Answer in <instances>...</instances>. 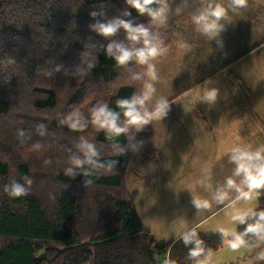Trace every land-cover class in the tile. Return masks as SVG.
I'll return each mask as SVG.
<instances>
[{
    "label": "trees",
    "instance_id": "trees-1",
    "mask_svg": "<svg viewBox=\"0 0 264 264\" xmlns=\"http://www.w3.org/2000/svg\"><path fill=\"white\" fill-rule=\"evenodd\" d=\"M129 7L125 0H0V85L3 86L0 92V117L11 114L16 94L25 92L23 86L30 90L25 96L33 92L30 106L55 109L61 102L66 103L70 99L69 88L76 83L79 92L81 90L79 96L89 102H78L74 106L73 101L67 108H73L88 120L87 127L83 128L88 135L80 137L93 142L99 152L97 165L83 166L87 168L86 172L83 168L76 169L73 176L65 173L71 156L68 162H61L62 151L55 150L52 155L47 153L53 158L57 169L64 166L61 171H50L49 174L43 171L45 164L40 155L41 163L35 167L40 168L39 173H33L31 159L18 160L10 165L0 156V179L4 181H0V264H165L166 260L169 264H182L183 261L197 258L189 255L192 245H185L181 237L173 243L170 251L169 244L157 245L140 222L134 201L126 192L125 182L132 168L128 161L132 150L129 136H132L133 129L128 134L109 137L105 130L91 123V109L97 102L107 101L111 108L119 111L117 99L131 97L138 92L139 82L131 79V74L142 71V65L135 61L129 62V66L118 65L103 50L107 40L89 28L95 20L120 15ZM92 11L103 12V16L92 17ZM131 11L135 22H148L146 16L139 15L135 9ZM152 27L156 30V25ZM112 39L126 40L124 30L121 29ZM61 52H67L65 61L73 71H64L65 64H61L59 71L53 69L55 64L51 61ZM47 60H50L49 64ZM88 64L93 67L86 74L78 71L77 66L87 68ZM89 81H94L97 86L104 85L105 93L102 91L101 95H96L94 90L84 93L85 84ZM95 90L100 91L96 87ZM20 126L17 121L11 124L14 131H21ZM2 128H6L5 124ZM74 129L68 130L67 135L71 133L70 137L78 145L81 138L76 140L78 133ZM4 132L0 133V155H11L13 152L4 150L10 143ZM57 139L60 140L54 137L48 143L52 146V141L56 144ZM37 145L28 144L33 150L38 148ZM9 146L14 149L15 144ZM42 146L43 152L47 151ZM121 148L125 151L120 152ZM28 150H24L26 156L34 158ZM79 154L77 147L72 155ZM9 175L18 181L25 176L54 180L62 187L47 200L30 188L27 195L12 197L5 191V185L15 179H4ZM76 185L89 189L94 198L98 197L96 204L92 205L102 204L95 213L98 223H94L93 214L88 217L94 225V228L88 229L92 230L80 231L76 227L77 221L82 220ZM121 187L125 188V194L117 195L115 191H120ZM258 191L260 195L256 210L264 209V189ZM102 209L108 220L100 223V218L104 216ZM253 219L250 218L248 222H253ZM245 227L238 224L236 229L243 232ZM197 232L204 242V252L200 256L216 250L224 242L219 231ZM244 239L246 245H254L256 239L262 241L260 247L264 251V234L247 233Z\"/></svg>",
    "mask_w": 264,
    "mask_h": 264
},
{
    "label": "crops",
    "instance_id": "crops-1",
    "mask_svg": "<svg viewBox=\"0 0 264 264\" xmlns=\"http://www.w3.org/2000/svg\"><path fill=\"white\" fill-rule=\"evenodd\" d=\"M169 1L171 2L167 19L176 16L181 19L183 15H186L184 29L186 25L197 27L189 12L194 13L209 2H216V0ZM229 1L232 7H226ZM220 2L228 9V19L224 21L226 26L230 18H234L236 8L240 11H248V13L241 12V20L254 19L259 22L260 26L256 25L257 30L253 35L241 32L240 37L230 36L225 30L223 31L226 33H220V38L226 40L224 45L235 39V46L230 50L223 49V46L221 50L228 58L227 54L236 55L234 62L239 67L237 71L231 70V66H227L228 68L222 71L226 68L222 64L220 67L212 64L209 72L199 66L196 67V75L205 73L202 75L204 78L199 80L195 87V91H198L195 100L201 104L200 111L204 112L203 114L198 112L199 116L195 119L189 115H186L184 119L179 117L180 120L175 124L170 119V115L174 108L176 109V106L181 104L180 101H175V104L171 103L172 107L167 114L169 118H160L161 120L155 123L160 124L159 127L163 129L161 132L164 133V140L157 132L153 135L150 133V136L147 135L148 139H155L154 142L150 140L152 144L156 142L161 144L164 141L166 146H170L171 152L167 150L168 152L164 154L175 160L170 159L168 166L166 164L159 170V176L152 184L146 182L135 189L137 191V197L134 198L135 210L138 212L140 222L152 233L157 244H168L193 227L202 233L221 232V228L237 231L238 224L231 219L232 215L249 207L258 208V197L242 198L239 200L243 201L242 204L235 205L239 196L235 188L228 189L229 196L222 202L213 200V195L219 187L224 185L226 178L233 175L235 164L230 156L234 147L243 145L255 149L264 146V0H243L242 3L240 0H220ZM187 26L186 34H188L189 44L191 45V41L196 43L195 46L191 45L189 48L195 59L198 48L201 45L208 48V45L195 40V33L188 31ZM235 33L237 34V31ZM209 78L214 86L220 88V96L213 105L201 99L204 92L203 83ZM256 84L263 86L259 92L251 88ZM175 114L176 111L172 115L174 121ZM178 124L183 126L179 127ZM191 129H193L192 134L189 133ZM195 130H199L198 133ZM182 136L184 141L180 139ZM198 136L202 138L203 145L206 143L209 145L181 148L185 143L190 141L193 143ZM159 151L162 152V150ZM179 156L182 158L177 160ZM235 179L239 183L240 177H235ZM193 195L200 199H208L210 206L196 208L192 203ZM226 209L228 211L225 216L220 214ZM230 238V235L223 237V241ZM228 247L223 242L214 251ZM200 261L204 264H224L229 263L231 259L226 256L225 259H215L211 262L206 259ZM233 262L235 264V260Z\"/></svg>",
    "mask_w": 264,
    "mask_h": 264
},
{
    "label": "rangeland",
    "instance_id": "rangeland-1",
    "mask_svg": "<svg viewBox=\"0 0 264 264\" xmlns=\"http://www.w3.org/2000/svg\"><path fill=\"white\" fill-rule=\"evenodd\" d=\"M167 2L169 4L171 1L167 0ZM232 6L233 5L231 4V1H229V3H227L226 5V7H232ZM241 12L248 13L247 10L240 11L236 8L234 18L232 17L230 18L227 26L224 29L228 33H226L225 31H222V32L230 36L238 35V37L242 35L240 34L241 32H243V34L244 33L250 34V35L254 34V32L257 30L256 25L258 24L260 26L259 22L254 19H251L249 21L241 20L240 19ZM189 15L192 16L193 11L189 12ZM185 18H186V15H183L181 19L177 18L176 16V17H172V19H167L166 23L162 25H156V31L158 32L162 40L161 46L164 49V51H162L159 55H157L151 60V63L155 65L157 79L152 80L150 76L144 77V79L150 80L151 83L154 84L155 89H156L155 93L153 94L152 100L150 101V104L154 103L155 100L160 96L166 97L170 101V103L175 104V101L181 102L180 105L176 106V109L174 108L173 113L170 115V119H172V121L175 124L178 123V121L180 120L179 117L184 119L186 115L187 116L189 115L192 119H195V117H198L199 114L204 113L200 111L201 104L197 103V101L195 100L196 95L198 94V91H195V87L197 86L196 84L198 83L199 80L204 78L202 77V75L205 74V73H202L200 75H196L197 66H199L202 69H205L207 72L211 71L212 64H216L215 67H220V64L225 66L226 68H223L222 71H225L228 68L227 66H231V70H234V71H237L239 68L236 65L237 63L234 62V58L236 57V55L227 54L230 58L229 59L225 55V52L221 50L222 46H223L222 47L223 49L230 50L231 47L235 46V43H234L235 39L231 40V38H229V40L231 41H228V43L224 45L226 40L220 38L223 43L222 45H218L215 40L214 41L210 40L206 35L201 33L198 30V28L195 27V25H190L191 27H188L186 25L188 31L195 33V40H198L208 45V48L206 46L201 45L198 48V51H196V54H195L196 58L194 59L189 48L191 47V45L195 46L196 43L190 40L191 45L189 44L188 34H186L187 32L186 26L184 29V24H185L184 19ZM235 31H237V34L235 33ZM83 32L85 36V31ZM67 56H68L67 52L65 53L61 52L57 56H54L51 61L52 63L55 64L53 69H55L56 65L58 64L60 65L65 64L64 71H68L67 69H69L70 71H73L71 70L72 69L71 66L69 67V65L65 61V58ZM49 61L50 60H47L46 63H48ZM146 67H147L146 65H142L141 70L145 69ZM117 81L118 82L120 81L119 78ZM137 82H139V85H138V91H139L144 85V80H138ZM94 83H95L94 81L93 82L89 81L87 84H85L87 85V87L85 91L83 90L84 93L86 92L89 93L91 90H94V93L96 95L98 94L101 95L102 91L104 94L105 89H106L104 85L101 84L102 86L101 87V86L95 85ZM1 87L3 86L0 85V89H1L0 92L3 91V88ZM77 87L78 85H76V83H75V86H70L69 92L72 96H70V99H68L66 103L61 102L58 105V107L55 109H39V108H35L33 105L31 106L29 105V100L33 92H31V94H28V96H25L24 94H26V92L28 93V91L30 90L28 89L29 87L23 86L22 90H25V92L22 94L18 92L16 94L14 103L12 102L13 108H12L11 114L7 117L5 116L0 117V127L2 128L4 124L6 126L5 129L4 128L1 129L0 133L2 134V131L3 132L5 131L4 134H7V137L10 140V143H8L7 145L8 147H6L4 150H6L7 152H9L10 150V152H13L11 155H6L4 153L1 154L0 155L1 159L4 158L8 160L10 162V165L15 164L18 160L27 161L31 159L33 173L40 172V168L38 170L35 167H36V164L38 165V163H41L40 162L41 158H42V162L45 164V168L43 169V171L46 174H49L50 171L52 173H55L57 170L62 169V167L64 166H61L60 168L57 169L56 165L54 164L53 162L54 160L53 158H51L52 152H54L55 150L60 151V152L62 151L61 155H63V159H61L62 160L61 162L64 163L65 161L66 162L69 161V156H73L72 155L73 150L77 148V144L74 142L73 137H70L71 133L67 135L68 134L67 131L68 130L71 131V128H72L70 126V122H68L67 120V117L70 113L75 111L73 108H67V105H70V102H73V101H75L73 103L74 106H76L78 102L80 104L89 102V100H84L83 96L82 97L79 96L81 95L80 94L81 90L79 92ZM95 87L99 89L100 91H96ZM262 87H263L262 85L258 86L257 84L251 86V88L254 89L255 92H259V90H261ZM37 93L38 91L36 92V94ZM21 95H24V96H21ZM21 102H24V103H21ZM175 111H176V114H175L176 117L174 121V118L172 115L175 113ZM165 117H168V116L166 115ZM159 120L161 119L152 120L151 123L147 127L146 125L143 126V128L139 130L138 132L136 131L135 128H133V133H131L132 136L135 137V139L130 140L132 144L136 143L137 140L143 142L142 144H139L137 146L136 150H133V149L131 150V155L128 161V164L129 163L130 165L132 164V168L130 169V173L128 177L126 178L125 182H126V187H127L126 192L127 194H129L132 201H134L135 200L134 198L137 197L136 196L137 191H135V189L139 187L141 184H144L146 182H150L152 184L155 181V179H157V177L159 176L158 174L159 170H161L164 166H166V164L168 166V161L170 159L173 160L172 157L168 158V155L166 156L164 154V153H167L168 151L171 152L170 146H166L164 141H162L161 144H159L158 142H156L155 144H152L151 141L154 142L155 139L147 138V135H149L150 133L151 135H153L157 132L161 134L160 138L164 140L163 139L164 133L161 132L163 129L159 127L160 124H155L156 122H159ZM14 121L19 122V125L21 124L20 128L23 130V135L20 134L21 131H14L11 128V124ZM53 123L55 124L54 126L52 125ZM41 124L44 125L43 135L40 134L41 129L39 126ZM207 124H208V121H207ZM181 126L183 125H179V127ZM9 128L11 129L10 131H8ZM74 131L78 133L76 140L79 139L80 135H83V134L88 135V133L86 132V129L79 130V131L74 129ZM195 131L198 133L199 130H195ZM206 132H209V131H206ZM189 133L192 134L193 129H191ZM56 134L60 140L57 139L56 144L52 141V146H51V144H49L48 142L50 139H54V137L57 138ZM180 139L184 141L183 136ZM29 143H32L34 145L39 144V146L38 148L33 150L32 146H28ZM167 143L169 142L167 141ZM14 144H15L14 149L11 148V146H9V145H14ZM42 145H44L47 148V151L43 152L44 147ZM196 145H203L202 138H200V136H198V138L195 139L193 143L191 141L189 143H185L181 148L183 147L192 148L193 146H196ZM208 145L209 144L206 143L203 146L207 147ZM99 146L100 148L102 147V145H99ZM28 149L32 152L33 154L32 157L34 158L26 156V153L24 152V150L26 151ZM159 150H162L163 153ZM47 153L51 154L50 157L47 155ZM38 155H40L41 158ZM159 156L161 157L159 158ZM166 158H168V160L166 163H164ZM181 158L182 157L179 156L177 160ZM155 162H157V164ZM185 166H187L186 162H185ZM13 178L15 177L9 175L5 177L4 179H13ZM0 181L2 180L0 179ZM31 181H32L31 184L27 185V187L30 189H34V191H37L38 196L43 197L42 199H46V200H47V197H51L53 195V192L55 190L62 187L60 183H58L57 181L55 182L54 180L53 181H49L45 179L37 180V179L31 178ZM20 182L23 183V179H21ZM63 186L65 185L63 184ZM44 188H51V190L46 191ZM76 188H77V191L79 192L78 200L80 201V209L82 210L81 211L82 220L80 219L77 221L76 227L80 231L81 229L92 230V229H88V227L94 228V225L90 223L91 220L88 219V217H91V215L93 214L92 218L93 220H96L94 221V223H98L99 219L95 213L102 206V204L100 203V206L92 205V203L96 204V201H98L96 199L98 197L95 196L94 198L92 194H90V190L87 188L83 189L77 185H76ZM115 193L117 195H121L123 193L125 194V188L121 187L120 191L116 190ZM81 196L84 199L81 200ZM241 199H238L235 205L237 206L241 205L243 202V201H239ZM134 206H135V201H134ZM104 211L105 210L103 209L101 211L104 214V216L100 218V223L108 220ZM227 211L228 210L226 209V211L220 214L225 216ZM179 238L174 239L173 241H170V243H168L169 251L173 243L177 241ZM261 243L262 241L256 239V241L253 243L254 245L244 244L236 249H232L231 247H228L227 249H218L216 252L211 251L205 255L197 257L194 260L183 261L182 264H194L195 262H197L198 260L200 261L201 259L202 260L206 259L208 262H211L215 259L216 260L225 259L226 256H229L231 261H229V263H224V264H234L233 262L234 260H235V264H264V251H261V247H260Z\"/></svg>",
    "mask_w": 264,
    "mask_h": 264
},
{
    "label": "clouds",
    "instance_id": "clouds-1",
    "mask_svg": "<svg viewBox=\"0 0 264 264\" xmlns=\"http://www.w3.org/2000/svg\"><path fill=\"white\" fill-rule=\"evenodd\" d=\"M130 7L123 10L122 14L113 16L108 19H97L89 25V28L107 40L103 45L106 56L115 60L118 65L129 66V62L135 61L138 65H146L147 67L140 72L131 74L133 80H144L143 87L131 95V97L119 98L116 103L119 111L111 108L107 101L97 102L91 109V123L96 125L98 129H103L109 137L119 136L120 134H128L135 128L138 132L143 126L148 125L154 119L164 118L170 111L172 104L164 97H158L154 103L150 104L156 89L150 80L144 79L150 76L152 80L157 79L155 65L151 60L159 55L164 49L162 48V40L158 32L152 25H162L166 23L170 5L167 0H125ZM242 3L243 0H240ZM131 9H135L136 13L148 18V22H135ZM92 17L98 15L103 16V12L92 11ZM228 19V9L216 0L215 3L209 2L196 10L192 15V20L196 23L198 30L206 35L210 40H215L218 45H222L220 33L225 29ZM121 29L126 34V40L112 39ZM95 46L94 44H90ZM62 65H56L55 71H59ZM78 67L81 73H87L93 65L88 64L87 68ZM204 92L202 101L213 105L220 96V88L214 86L213 81L209 78L203 83ZM123 114V119L121 118ZM72 128L87 127L86 120L80 112L74 111L67 117ZM40 134H44V125L40 126ZM23 135V130L20 132ZM135 139L129 136V140ZM142 141L137 140L131 144L133 150H136ZM39 146V145H37ZM79 155L70 157V164L65 169V173L73 176L76 169L83 168L85 165L95 166L98 164L97 157L99 152L93 142L88 139L81 138L77 145ZM124 152L125 149H119ZM234 162L235 168L233 175L226 178L224 185L219 187L213 195V200L222 202L229 196L228 189L235 188L239 192L237 199H252L258 197V190L264 189V146L255 149L250 146L237 145L232 149L230 156ZM86 172L87 168H83ZM235 177H240L239 183ZM23 183L18 180L11 181L5 185V191L9 196L17 197L27 195L29 189L27 185L31 184V179L27 176L23 177ZM192 203L196 208L209 207L208 199H200L193 195ZM254 218L249 223V219ZM231 219L237 224L246 225L243 232L235 229L221 228L222 237L231 236L224 242L232 249L239 248L246 243L244 236L247 233L257 235L264 234V209L256 210L254 208H246L235 212ZM185 245H192L189 249V255L199 257L204 252L203 240L195 227L181 233ZM168 264V261H165ZM197 264H204L203 261H197Z\"/></svg>",
    "mask_w": 264,
    "mask_h": 264
}]
</instances>
